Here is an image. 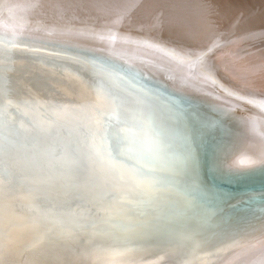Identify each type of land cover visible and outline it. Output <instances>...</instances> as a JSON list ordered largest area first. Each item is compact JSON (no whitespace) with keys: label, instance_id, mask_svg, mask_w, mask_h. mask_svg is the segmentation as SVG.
<instances>
[{"label":"bare ground","instance_id":"obj_1","mask_svg":"<svg viewBox=\"0 0 264 264\" xmlns=\"http://www.w3.org/2000/svg\"><path fill=\"white\" fill-rule=\"evenodd\" d=\"M260 191L264 0H0V264H264Z\"/></svg>","mask_w":264,"mask_h":264},{"label":"snow or ice","instance_id":"obj_2","mask_svg":"<svg viewBox=\"0 0 264 264\" xmlns=\"http://www.w3.org/2000/svg\"><path fill=\"white\" fill-rule=\"evenodd\" d=\"M111 163V162H109ZM124 174L122 173V176ZM129 176L134 175L133 173H128ZM81 189L87 193H89L90 199L93 203L97 204L98 208L100 209L101 212H106V210L103 208V205L100 203V194H99V190L96 187L93 179L91 177L87 178L84 182V184L82 186H80ZM249 199L250 200H256L258 199L259 201H264V191H260V192H252L249 195ZM224 200V196L223 194L216 192V193H210V196L206 198L205 202L202 204V207L204 208V210H207V204L209 202H216L217 204H219L220 202H222ZM189 205H191L190 201H188ZM262 211H264V209H262Z\"/></svg>","mask_w":264,"mask_h":264},{"label":"water","instance_id":"obj_3","mask_svg":"<svg viewBox=\"0 0 264 264\" xmlns=\"http://www.w3.org/2000/svg\"><path fill=\"white\" fill-rule=\"evenodd\" d=\"M232 1V0H231ZM234 1V0H233ZM228 5H229V3H228V1L226 2V5H225V9H226V7H228ZM216 7H217V4L215 3V5L211 8V11H210V18L211 17H213V15H214V12L216 11ZM209 10V9H208ZM202 12V11H201ZM173 18H174V16H173ZM212 19V18H211ZM201 15H200V17H199V15H198V19H197V23H196V26H197V24L199 25V28L201 29V27H202V25H201ZM170 42H174V41H170ZM176 43V42H175ZM175 43H172L173 45H177V44H175ZM120 58H122L123 56H119ZM123 59V58H122ZM194 61H196L195 60V58H194ZM138 64H140V62L138 63ZM163 82H169V83H172V79H171V77L170 76H168L167 78H163Z\"/></svg>","mask_w":264,"mask_h":264}]
</instances>
